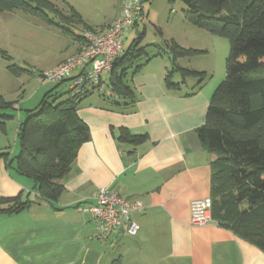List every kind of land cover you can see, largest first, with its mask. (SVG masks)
I'll return each instance as SVG.
<instances>
[{"label": "crops", "instance_id": "obj_1", "mask_svg": "<svg viewBox=\"0 0 264 264\" xmlns=\"http://www.w3.org/2000/svg\"><path fill=\"white\" fill-rule=\"evenodd\" d=\"M121 8L122 4L112 19L92 29L105 31ZM139 21L129 30L137 28ZM25 22L27 16L21 11L0 12V49L14 62L21 59L17 35ZM63 25L70 33L65 35L58 28L57 32L64 40L60 43L66 44L46 53L42 58L48 62L39 71L34 66L30 72L13 75L0 58V95L12 103L0 110L7 115L0 120V153L11 159L19 149V123L55 86L42 79L28 88L35 72L54 68L73 55L86 30L75 32L80 25ZM156 47L153 52L144 48L145 58L127 70L124 81L132 98L112 94L109 73L104 72L101 92L93 91L80 101L77 113L88 126L90 138L60 179L63 188L56 199L36 201L33 180L20 175L14 161L8 164L0 157V198L34 201L16 213L0 212V264H109L116 256L120 264H264L263 251L229 229L215 222L189 224L190 202L211 195L210 163L215 155L201 146L195 130L204 122L215 86L206 84L205 70L181 66L187 57H180L175 60L177 67L203 73L205 78L202 85L194 75L182 82L180 71H175L171 81L178 85L168 88L165 77L173 65L169 46ZM126 49L123 46L121 54ZM161 52L168 53L170 66L158 59ZM176 73L179 78L174 80ZM192 79L196 82L183 89ZM112 100L119 104H111ZM121 128L147 138L137 143L118 140ZM101 187L142 203L143 209L130 217L138 225L134 235L123 224L100 239L91 215L77 208Z\"/></svg>", "mask_w": 264, "mask_h": 264}, {"label": "trees", "instance_id": "obj_2", "mask_svg": "<svg viewBox=\"0 0 264 264\" xmlns=\"http://www.w3.org/2000/svg\"><path fill=\"white\" fill-rule=\"evenodd\" d=\"M173 1L168 0L169 3ZM178 1L184 4V17L189 23L224 37L229 43L224 79L213 90L204 122L195 130L201 146L215 155L210 163L211 218L216 225L229 229L264 253V0ZM2 11H21L39 17L65 35L70 31L64 23H81L83 29L93 30L73 7L64 13L50 0H0ZM133 43L116 58L108 72L111 93L126 99L133 96L124 81L127 70L145 58L144 49L133 48ZM200 52L175 42L169 45L173 65L165 77L168 88L178 85L171 81L175 71H180L182 82L188 75H194L202 85L203 73L180 69L175 64L177 58ZM0 58L5 60L6 69L13 75L31 71L14 62L2 49ZM67 80L73 79L55 83L38 106L28 111L19 123L17 154L11 159L7 153H0L8 164L15 162L20 175L33 180L36 201L58 197L63 188L60 179L75 160L81 144L90 138L89 128L77 110L80 101L99 88L101 81L80 92L70 87L68 96L56 101L55 87ZM10 106L12 103L0 95V110ZM6 117L0 114V120ZM146 138L145 134H132L125 128L120 129L117 137L131 143ZM219 190L222 195L218 198ZM32 202L30 199L0 198V212L16 213ZM109 264H120V257L116 256Z\"/></svg>", "mask_w": 264, "mask_h": 264}, {"label": "rangeland", "instance_id": "obj_3", "mask_svg": "<svg viewBox=\"0 0 264 264\" xmlns=\"http://www.w3.org/2000/svg\"><path fill=\"white\" fill-rule=\"evenodd\" d=\"M50 1L64 13L74 6L82 16L83 22L88 23L92 28L99 27L112 19L122 4V0ZM138 2L142 7L144 20L138 22L137 28L127 30L123 35L122 42L125 49L134 42L133 48H140L141 50L145 48L146 51L153 52L156 50L154 46L158 45V48L162 47L163 50L166 46L175 42L185 48L200 50V53L184 58L180 62L181 66H187V68H194L195 70H205L208 86L216 87L222 82L225 76V58L229 49L226 38L210 34L206 30L189 23L183 13L185 6L178 0H174L172 3H169L168 0H138ZM26 16L27 22L21 28L20 34L17 35L20 50L19 57L21 59L16 63L30 70L37 66L35 70L39 71V66L44 62H48V60H45L46 58L42 57L50 51L55 52L53 48H62L66 42L64 44L60 43L64 40H61L60 33L57 32L58 29L52 23L48 24L36 16ZM52 19L57 22L54 17ZM82 27L83 24L80 23V29L75 28L74 31L80 32ZM41 51L43 55L40 56ZM158 59L167 62V65L170 66L167 52H161ZM178 78L179 75L176 73L174 80ZM105 79L106 73H103L101 80ZM33 80L34 82L29 84L28 88L39 85L42 82V77L35 72ZM188 81L189 85L184 86L183 89H189L190 85L196 82L195 79ZM71 84L72 80H67L55 87L56 91L54 92H57L58 96L56 101L68 96L67 91ZM103 86L104 91H108V87L105 84ZM101 88L102 84L99 88L96 87L95 93L101 92ZM217 194L219 198L222 192L219 190ZM31 197H33V194Z\"/></svg>", "mask_w": 264, "mask_h": 264}, {"label": "built area", "instance_id": "obj_4", "mask_svg": "<svg viewBox=\"0 0 264 264\" xmlns=\"http://www.w3.org/2000/svg\"><path fill=\"white\" fill-rule=\"evenodd\" d=\"M144 19L138 0H122L119 16L103 32L86 29L78 50L54 68L41 72L44 81L59 83L72 78L74 92L90 88L101 81V75L109 72L113 62L123 52V35L135 22ZM79 210L87 211L98 229V237L105 239L109 232L125 225L128 234L138 230L130 217L143 209L138 200L122 197L117 190L101 187L94 190L83 202ZM211 198L206 196L190 202L189 224L203 226L214 221L211 218Z\"/></svg>", "mask_w": 264, "mask_h": 264}]
</instances>
